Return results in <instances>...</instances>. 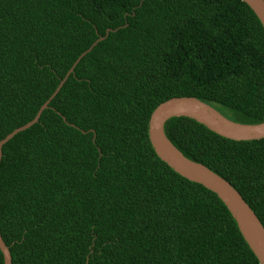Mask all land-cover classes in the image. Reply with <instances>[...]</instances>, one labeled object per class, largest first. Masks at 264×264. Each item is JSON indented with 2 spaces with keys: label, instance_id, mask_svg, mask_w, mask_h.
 <instances>
[{
  "label": "trees",
  "instance_id": "16d2710c",
  "mask_svg": "<svg viewBox=\"0 0 264 264\" xmlns=\"http://www.w3.org/2000/svg\"><path fill=\"white\" fill-rule=\"evenodd\" d=\"M99 37L2 146L11 263L259 264L223 202L162 161L147 132L156 106L181 96L264 121L255 13L242 0H0V140ZM164 131L264 226V138L232 140L186 116Z\"/></svg>",
  "mask_w": 264,
  "mask_h": 264
},
{
  "label": "water",
  "instance_id": "95a60500",
  "mask_svg": "<svg viewBox=\"0 0 264 264\" xmlns=\"http://www.w3.org/2000/svg\"><path fill=\"white\" fill-rule=\"evenodd\" d=\"M255 13L264 29V0H242ZM109 29L106 31V35ZM103 37H99L91 46L75 60L66 75L50 97L40 106L32 120L13 129L0 140V160L2 146L17 132L24 130L37 122L42 111L48 106L59 91L69 74L84 54ZM186 116L205 125L211 131L232 140H253L264 138V121L256 124L240 123L231 120L215 108L192 96L172 97L156 106L148 120V138L156 155L170 168L190 181L203 185L212 191L226 206L235 219L238 229L245 242L257 258L259 264H264V226L246 203L241 194L230 184L229 181L219 176L202 163L195 162L185 157L182 152L168 139L164 131L165 122L171 117ZM0 251L3 254L4 263L12 264L8 247L0 234Z\"/></svg>",
  "mask_w": 264,
  "mask_h": 264
}]
</instances>
